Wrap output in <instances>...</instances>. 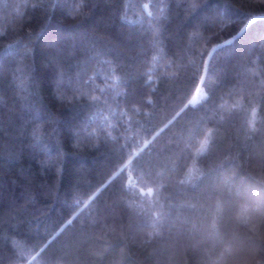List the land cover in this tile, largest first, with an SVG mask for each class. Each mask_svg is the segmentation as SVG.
<instances>
[{"label": "trees", "instance_id": "trees-1", "mask_svg": "<svg viewBox=\"0 0 264 264\" xmlns=\"http://www.w3.org/2000/svg\"><path fill=\"white\" fill-rule=\"evenodd\" d=\"M0 264H264V0H0Z\"/></svg>", "mask_w": 264, "mask_h": 264}, {"label": "rangeland", "instance_id": "rangeland-1", "mask_svg": "<svg viewBox=\"0 0 264 264\" xmlns=\"http://www.w3.org/2000/svg\"><path fill=\"white\" fill-rule=\"evenodd\" d=\"M202 95V93H200L199 97ZM195 98V97H194Z\"/></svg>", "mask_w": 264, "mask_h": 264}]
</instances>
